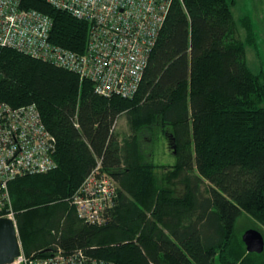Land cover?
<instances>
[{
	"label": "trees",
	"instance_id": "1",
	"mask_svg": "<svg viewBox=\"0 0 264 264\" xmlns=\"http://www.w3.org/2000/svg\"><path fill=\"white\" fill-rule=\"evenodd\" d=\"M235 5L173 0L131 97L98 93L91 78L0 42V101L36 107L57 139L55 169L10 183L27 255L61 245L117 264H264L236 231L247 214L264 235V79L246 60L248 17L246 38L235 36ZM21 7L52 19V45L85 53L87 21L48 0ZM123 115L132 133L120 139ZM158 132L171 166L147 159L145 141ZM98 161L119 182L102 225L84 223L71 203Z\"/></svg>",
	"mask_w": 264,
	"mask_h": 264
},
{
	"label": "built area",
	"instance_id": "2",
	"mask_svg": "<svg viewBox=\"0 0 264 264\" xmlns=\"http://www.w3.org/2000/svg\"><path fill=\"white\" fill-rule=\"evenodd\" d=\"M173 0H48L90 24L85 53L52 45V19L21 7V0H0V42L78 72L96 82L103 95L131 97L137 91L151 51ZM56 137L42 124L36 107H11L0 101V218L11 219L19 237L10 183L18 177L56 168ZM117 181L102 161L71 199L78 217L105 224L117 203ZM20 255L12 264H117L95 256L91 248L57 245L48 255ZM94 249V247H92Z\"/></svg>",
	"mask_w": 264,
	"mask_h": 264
},
{
	"label": "rangeland",
	"instance_id": "3",
	"mask_svg": "<svg viewBox=\"0 0 264 264\" xmlns=\"http://www.w3.org/2000/svg\"><path fill=\"white\" fill-rule=\"evenodd\" d=\"M233 11L237 28L235 36L237 38H246V30L241 24L242 19L248 17L252 24L255 45L246 46V60L252 71L261 74L264 79V0H236ZM115 133L118 134L120 139L128 137L132 133L126 115L119 118ZM166 139L164 134L158 132L155 136L148 137L145 141L147 147L145 152L157 166H168L175 161V156L171 154L173 149L168 147ZM165 148L169 153L163 151ZM207 187L208 184L203 182L202 192H206ZM252 226H254L252 218L247 214H243L237 221L236 231L239 234H244Z\"/></svg>",
	"mask_w": 264,
	"mask_h": 264
},
{
	"label": "water",
	"instance_id": "4",
	"mask_svg": "<svg viewBox=\"0 0 264 264\" xmlns=\"http://www.w3.org/2000/svg\"><path fill=\"white\" fill-rule=\"evenodd\" d=\"M242 239L248 252L264 251V235L260 230L247 229ZM20 253V241L15 223L9 218H0V264H12Z\"/></svg>",
	"mask_w": 264,
	"mask_h": 264
},
{
	"label": "crops",
	"instance_id": "5",
	"mask_svg": "<svg viewBox=\"0 0 264 264\" xmlns=\"http://www.w3.org/2000/svg\"><path fill=\"white\" fill-rule=\"evenodd\" d=\"M116 128V127H115ZM145 148H147L146 147V144H145ZM163 151L166 153V152H168L169 153V151H167L166 150V148H165V150L163 149ZM147 159H149V155H148V157H147ZM150 160V159H149ZM151 161V160H150ZM174 163H175V161H174ZM174 163H172L171 165H173ZM171 165H168V166H171ZM159 172H160V170H159ZM117 181V180H116ZM118 184H119V182H117Z\"/></svg>",
	"mask_w": 264,
	"mask_h": 264
},
{
	"label": "bare ground",
	"instance_id": "6",
	"mask_svg": "<svg viewBox=\"0 0 264 264\" xmlns=\"http://www.w3.org/2000/svg\"><path fill=\"white\" fill-rule=\"evenodd\" d=\"M53 248V247H52ZM49 251V250H48ZM47 253V252H46Z\"/></svg>",
	"mask_w": 264,
	"mask_h": 264
}]
</instances>
